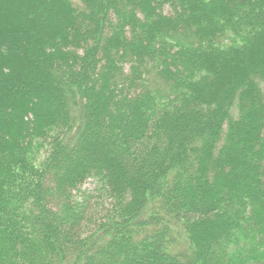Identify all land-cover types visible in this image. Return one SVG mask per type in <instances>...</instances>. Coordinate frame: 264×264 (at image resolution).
I'll use <instances>...</instances> for the list:
<instances>
[{
	"label": "trees",
	"instance_id": "16d2710c",
	"mask_svg": "<svg viewBox=\"0 0 264 264\" xmlns=\"http://www.w3.org/2000/svg\"><path fill=\"white\" fill-rule=\"evenodd\" d=\"M0 264H264V0H0Z\"/></svg>",
	"mask_w": 264,
	"mask_h": 264
},
{
	"label": "rangeland",
	"instance_id": "374dc122",
	"mask_svg": "<svg viewBox=\"0 0 264 264\" xmlns=\"http://www.w3.org/2000/svg\"><path fill=\"white\" fill-rule=\"evenodd\" d=\"M93 186H94V182H93V180L89 179V180H87V181L84 183V185H83L82 187H83V188H89V189H91Z\"/></svg>",
	"mask_w": 264,
	"mask_h": 264
}]
</instances>
